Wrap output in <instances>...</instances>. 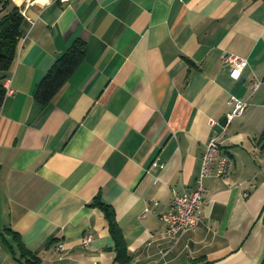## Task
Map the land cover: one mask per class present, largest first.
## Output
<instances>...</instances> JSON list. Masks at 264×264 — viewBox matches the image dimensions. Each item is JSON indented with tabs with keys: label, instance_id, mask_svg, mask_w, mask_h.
<instances>
[{
	"label": "crops",
	"instance_id": "obj_1",
	"mask_svg": "<svg viewBox=\"0 0 264 264\" xmlns=\"http://www.w3.org/2000/svg\"><path fill=\"white\" fill-rule=\"evenodd\" d=\"M16 1L26 16L0 107V264H259L264 0ZM75 38L84 59L40 109L35 86ZM224 52L247 59L237 76ZM230 95L246 106L222 133ZM212 135L230 174L203 178L202 221L170 239L161 214L172 188L194 189ZM96 196L114 208L126 263Z\"/></svg>",
	"mask_w": 264,
	"mask_h": 264
},
{
	"label": "trees",
	"instance_id": "obj_2",
	"mask_svg": "<svg viewBox=\"0 0 264 264\" xmlns=\"http://www.w3.org/2000/svg\"><path fill=\"white\" fill-rule=\"evenodd\" d=\"M9 0H0V107L6 92L4 80L7 78L10 66L14 59L18 41L24 31L25 17L17 5L6 10ZM86 43L81 38H75L71 44L53 61L46 72L37 82L33 97L40 109L48 106L58 90L67 81L74 69L84 59ZM102 210L108 220V230L113 238L115 246V259L120 263L129 261L130 256L127 251V244L121 227L115 219V212L112 205L102 201L96 196L91 202ZM264 221V214H262ZM17 246L22 257L35 263L36 258L30 254L22 241L15 235ZM259 264H264V256Z\"/></svg>",
	"mask_w": 264,
	"mask_h": 264
},
{
	"label": "built area",
	"instance_id": "obj_3",
	"mask_svg": "<svg viewBox=\"0 0 264 264\" xmlns=\"http://www.w3.org/2000/svg\"><path fill=\"white\" fill-rule=\"evenodd\" d=\"M221 62L223 66L228 68L233 76H237L248 63L245 57L234 52H224L221 56ZM258 85V80H253L250 84L252 90ZM10 91L11 89L8 85V92ZM227 103L231 105V108L225 113V119L222 124V133L226 131L231 119L240 114L246 106L244 100L234 95L229 96ZM201 157V169L194 189L191 191L180 192L175 188H172V200L168 204L167 209L161 214V217L166 224L164 232L170 239H172L173 234H177V228L179 226H187L188 229L193 230L202 221V207L205 201L203 197V178L210 173L218 177H227L230 174L232 156L221 150V142L218 135H212L208 138L206 149ZM194 191H202L201 203L192 202ZM91 239V234L87 233L82 237L81 243L87 244ZM59 249H62V245Z\"/></svg>",
	"mask_w": 264,
	"mask_h": 264
},
{
	"label": "bare ground",
	"instance_id": "obj_4",
	"mask_svg": "<svg viewBox=\"0 0 264 264\" xmlns=\"http://www.w3.org/2000/svg\"><path fill=\"white\" fill-rule=\"evenodd\" d=\"M21 13L26 16L25 10H21ZM202 200V191H194L192 195L193 203H201ZM187 226H179L177 228V234H173L172 239L177 238L184 230H187Z\"/></svg>",
	"mask_w": 264,
	"mask_h": 264
},
{
	"label": "rangeland",
	"instance_id": "obj_5",
	"mask_svg": "<svg viewBox=\"0 0 264 264\" xmlns=\"http://www.w3.org/2000/svg\"><path fill=\"white\" fill-rule=\"evenodd\" d=\"M16 3H18L16 0H9V2H8L7 6H6V10L11 9L12 6L15 5ZM1 13H2V12L0 11V14H1Z\"/></svg>",
	"mask_w": 264,
	"mask_h": 264
}]
</instances>
